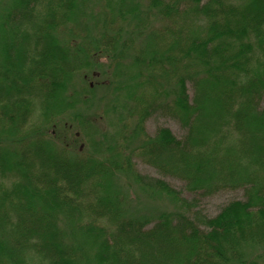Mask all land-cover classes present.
<instances>
[{"label": "trees", "instance_id": "16d2710c", "mask_svg": "<svg viewBox=\"0 0 264 264\" xmlns=\"http://www.w3.org/2000/svg\"><path fill=\"white\" fill-rule=\"evenodd\" d=\"M6 6L0 10V264H230L242 261L246 246L264 243V0H10ZM87 10L102 36L80 45L60 39V32L77 33ZM179 11L194 12L202 33L176 44L148 33L128 64L116 63L118 71H134L132 83L112 88L110 80L98 81L107 75L99 65L103 54L115 61L125 55L115 51L122 36L107 34L110 26L129 22L140 30L149 17ZM82 69H92L97 81L83 74L80 93ZM111 88L126 105L104 102ZM88 101L90 109L104 106L105 118H118L110 120L112 140L100 136L101 144L107 136V153L97 146L94 155L73 153L82 130L57 142V120L68 114L90 130L103 121L82 108ZM159 113L182 126L183 138L164 127L146 134L145 122ZM62 128L70 132L71 123ZM133 156L181 180L190 193L242 188L245 200L214 218L198 211L190 217L197 203L165 180L139 174ZM131 187L170 207L148 216L122 210Z\"/></svg>", "mask_w": 264, "mask_h": 264}, {"label": "rangeland", "instance_id": "374dc122", "mask_svg": "<svg viewBox=\"0 0 264 264\" xmlns=\"http://www.w3.org/2000/svg\"><path fill=\"white\" fill-rule=\"evenodd\" d=\"M10 0H0V10L2 11L7 7L6 5L8 4ZM172 1V0H170ZM191 0H185V5L190 4ZM102 4V2H101ZM145 7L148 5V1L145 3ZM95 6V5H94ZM95 10V7L92 8V11ZM86 17L85 20H82L80 18L79 21V28H75L77 33H73L74 36L68 35L65 33V31L60 35V39L63 41L71 42L76 45H80L83 39H89V38H100L102 36L103 31L100 30L99 27H94V23L92 20L91 15H89L88 10L86 11ZM95 14V13H94ZM148 22L150 23L149 25L145 24L144 28L140 27V30L138 27L136 28L134 23H129L125 22L122 25H116L113 24L112 26L109 27V29L106 31L107 34H110L111 36L118 35L120 33V36H122L121 41L120 39L116 40L120 44L119 47L115 48V51L118 50H125V55L124 57L121 58H116L115 60L109 59L108 56L104 55L101 58V63L99 64L102 67H104L107 70V75L106 74H99L97 77L100 82H103L105 79H108L111 81L109 84L112 86V88H115V86L119 85L121 86L125 80L127 83H132L131 80H133L134 77V71L131 69H128L126 67H121L119 71L117 70V62H120V64H123L125 66L128 64L137 54V51L141 46H145V43H147V37L146 35L151 34H160L158 37L165 43H182L185 42V38L187 36H197L198 34L202 33L203 29L201 28V23L199 21V18L196 17L194 12L189 11V12H180L176 13L174 17L171 18H166L163 19H157L154 17H149ZM84 24H87L86 26ZM145 29V30H144ZM137 31H140V35ZM145 38V39H144ZM176 41V42H175ZM116 42L114 44H116ZM122 42L125 43L124 46H122ZM161 44V41H159ZM157 41H153L151 38L149 40V47L151 50H156L157 46ZM113 44V45H114ZM167 44V45H168ZM102 51V48L100 49ZM105 52H108V49L104 50ZM91 55V54H89ZM92 56V55H91ZM177 56V55H176ZM106 59V60H105ZM178 72H182V64L178 63ZM116 67V69H115ZM95 68H93L94 70ZM92 70V69H90ZM90 70H85L82 69L80 71V74L77 75L76 79V91L80 92L83 90L82 87V76L83 74H86L88 77L87 82L93 83L94 81H97L95 76H90L91 71ZM97 71H99L97 69ZM82 72V73H81ZM158 74V73H157ZM156 74V75H157ZM96 75V74H95ZM167 74L164 73L165 77ZM131 77V78H130ZM129 78L131 80H129ZM158 80L161 82H165V80L162 77H158ZM171 81V80H169ZM188 87V93L189 95H193L192 93V87L191 84L189 83L187 85ZM112 88L108 90V100L104 101L105 103H108V105L111 106H120L122 104L126 105L125 101V96L123 93L119 91L112 92ZM100 93V92H99ZM107 95V94H106ZM85 96V95H83ZM87 96V95H86ZM89 98V96H87ZM90 99V98H89ZM90 101V100H89ZM87 102L85 103L84 106L82 105L83 109L87 110V114H89L90 117L96 116V117H101L103 121H100L101 123H92L90 127H92V130L88 127V125H83L84 127L79 126L77 120L74 119V122L69 120V116L72 114H68L67 117H64L63 119H58L57 121L59 122L58 128H56V131H58V135L60 140L62 141H57L59 145L64 144L65 140L64 137L66 136L67 138H70L72 140V137L74 134L80 130H82V134H85V136H82L80 140H76L73 142V147L72 151L73 153H79L82 156L86 155H94L96 154V146L100 149L102 153H107L105 147H107V136L105 138V141L100 142V136L101 133L104 132L105 134L107 133L109 136V140L111 141L112 135H114L116 129L112 128L110 126V120L117 121V116H108V118H105V112L106 108L104 106H99L98 108L95 109H90L91 103ZM102 102V103H104ZM121 110V109H120ZM120 110L119 113L121 112ZM99 118H96L97 121L101 120ZM65 121H68V123H71V130L70 132H67L64 130L63 123ZM118 123V122H117ZM145 127V132L146 134L149 135H154L155 132L160 128L164 127L167 128L168 130L171 131L174 137L181 139L183 138L185 130L178 124V122L168 116H165V114L159 113V114H153L150 116V118L145 122L144 124ZM45 128V126L43 127ZM46 129V128H45ZM86 129V130H85ZM45 132V131H44ZM52 134L55 133L54 131L51 132ZM57 135V136H58ZM75 144V146H74ZM82 145V146H81ZM133 163H134V168L137 170V172L141 175L147 176L149 178H157L160 180H165L169 186L177 191L180 192L181 197L185 198L188 201L191 202H196L197 205L195 206L193 211L188 213L190 217H193V214L195 211L200 212V214L203 217H208V218H214L217 216L218 213L221 212L222 208L226 207L227 204L234 202V201H244V190L242 188H237V189H230L226 188V190H222L219 192H216V194L213 195H208V196H202L200 193H190L188 192L185 187H184V182H182L179 179H176L174 177L170 176H164L160 174L157 169L151 167V165H147L142 159L137 158L136 156L132 157ZM124 195V204L121 206L124 211L127 212H134L136 214L142 215L143 213L148 216L153 213L154 210H160L162 211L165 208L170 207L169 203H166L164 200L159 199V198H152L148 199L145 198L142 194L138 192H134L132 187L130 189H127L126 193H123ZM201 229H205L204 227H201ZM242 261L240 262H230V264H264V243H261V245H253V246H246L242 250Z\"/></svg>", "mask_w": 264, "mask_h": 264}]
</instances>
